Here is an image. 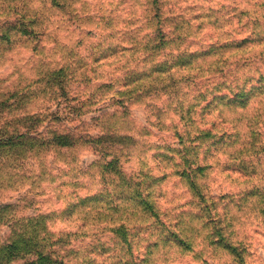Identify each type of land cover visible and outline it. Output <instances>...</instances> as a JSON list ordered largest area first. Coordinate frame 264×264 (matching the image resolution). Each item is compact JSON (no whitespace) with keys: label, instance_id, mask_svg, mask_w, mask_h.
I'll use <instances>...</instances> for the list:
<instances>
[{"label":"clouds","instance_id":"clouds-1","mask_svg":"<svg viewBox=\"0 0 264 264\" xmlns=\"http://www.w3.org/2000/svg\"><path fill=\"white\" fill-rule=\"evenodd\" d=\"M0 264H264V0H0Z\"/></svg>","mask_w":264,"mask_h":264}]
</instances>
